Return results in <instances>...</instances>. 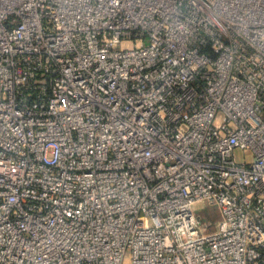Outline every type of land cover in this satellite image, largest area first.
<instances>
[{
    "label": "built area",
    "instance_id": "2783aa9c",
    "mask_svg": "<svg viewBox=\"0 0 264 264\" xmlns=\"http://www.w3.org/2000/svg\"><path fill=\"white\" fill-rule=\"evenodd\" d=\"M0 264H264V0H0Z\"/></svg>",
    "mask_w": 264,
    "mask_h": 264
},
{
    "label": "rangeland",
    "instance_id": "374dc122",
    "mask_svg": "<svg viewBox=\"0 0 264 264\" xmlns=\"http://www.w3.org/2000/svg\"><path fill=\"white\" fill-rule=\"evenodd\" d=\"M250 157V152L245 150H237L236 151V158L238 161H243V160H248ZM201 210H202V214L205 215V217H203L204 220L208 219V218H213L214 220L216 219H220L221 218V214L219 211V208L217 206H201Z\"/></svg>",
    "mask_w": 264,
    "mask_h": 264
}]
</instances>
